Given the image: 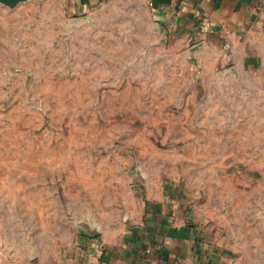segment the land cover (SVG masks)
<instances>
[{
  "label": "rangeland",
  "instance_id": "1",
  "mask_svg": "<svg viewBox=\"0 0 264 264\" xmlns=\"http://www.w3.org/2000/svg\"><path fill=\"white\" fill-rule=\"evenodd\" d=\"M264 264V30L188 38L140 0L0 4V264L98 258L149 207Z\"/></svg>",
  "mask_w": 264,
  "mask_h": 264
},
{
  "label": "crops",
  "instance_id": "2",
  "mask_svg": "<svg viewBox=\"0 0 264 264\" xmlns=\"http://www.w3.org/2000/svg\"><path fill=\"white\" fill-rule=\"evenodd\" d=\"M70 15L87 13L107 0H53ZM155 20L189 38L264 30V0H140ZM212 242L197 212L178 205H156L133 222L101 256H78L63 264H229Z\"/></svg>",
  "mask_w": 264,
  "mask_h": 264
},
{
  "label": "water",
  "instance_id": "3",
  "mask_svg": "<svg viewBox=\"0 0 264 264\" xmlns=\"http://www.w3.org/2000/svg\"><path fill=\"white\" fill-rule=\"evenodd\" d=\"M24 1L26 0H0V4L4 6H8L10 8H14Z\"/></svg>",
  "mask_w": 264,
  "mask_h": 264
}]
</instances>
